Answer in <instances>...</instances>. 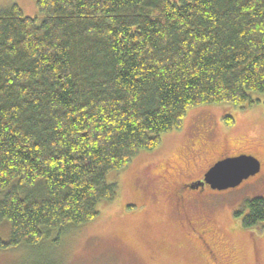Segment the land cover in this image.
Instances as JSON below:
<instances>
[{"label":"trees","instance_id":"1","mask_svg":"<svg viewBox=\"0 0 264 264\" xmlns=\"http://www.w3.org/2000/svg\"><path fill=\"white\" fill-rule=\"evenodd\" d=\"M0 12V249L92 222L189 109L264 95V0H35ZM245 227L264 199L245 202Z\"/></svg>","mask_w":264,"mask_h":264},{"label":"rangeland","instance_id":"2","mask_svg":"<svg viewBox=\"0 0 264 264\" xmlns=\"http://www.w3.org/2000/svg\"><path fill=\"white\" fill-rule=\"evenodd\" d=\"M14 4L42 20L35 0H0V12ZM252 97L259 103L243 109L229 103L189 109L181 129L164 134L156 150L107 175L116 195L98 203L92 222L52 232L35 247L0 249V264H264V223L243 225L245 202L264 199V95ZM201 148L204 164L224 149L231 158L253 155L262 171L238 188L207 195L202 211L191 209V227L173 207L170 188L188 175L178 172L187 153ZM9 230L0 223L1 241Z\"/></svg>","mask_w":264,"mask_h":264},{"label":"flooded vegetation","instance_id":"3","mask_svg":"<svg viewBox=\"0 0 264 264\" xmlns=\"http://www.w3.org/2000/svg\"><path fill=\"white\" fill-rule=\"evenodd\" d=\"M187 155L188 156L182 160V164L185 166L184 172L181 169H178V172L188 174V175H186L181 181H179V183L178 182L174 183V185L171 186L170 199L172 201L173 207L178 211V213L181 216H183L184 218L188 220L187 224L192 227V221L190 220V217H189V215L191 216V213H190L191 209L198 208L199 211L200 210L202 211L203 210V208L201 209L202 203L206 201L205 197L209 195L210 193H221V192H228L229 190H232V189H228L224 191L212 190L209 187V185L204 183V175L215 163L223 159L231 158V157H228L226 150L222 149V151L221 150L217 151L216 157L210 158L209 160L211 161L204 164L203 158L205 157V153L202 150V148L201 150H197V151L194 150L190 153H187ZM241 155L254 157L253 155H249V154H241ZM241 155H237V156H241ZM237 156H234V157H237ZM259 163H260V171H259L260 173L262 171V162L259 161ZM194 174H200V175L198 178H194ZM254 177H250L247 180L243 181L238 187H240L244 182ZM201 183H203L202 186H201ZM204 191H207V193L203 194ZM196 205L197 207H195ZM203 214L205 213L202 212V216H203L202 218L207 220L208 217L204 216Z\"/></svg>","mask_w":264,"mask_h":264},{"label":"water","instance_id":"4","mask_svg":"<svg viewBox=\"0 0 264 264\" xmlns=\"http://www.w3.org/2000/svg\"><path fill=\"white\" fill-rule=\"evenodd\" d=\"M260 171L259 161L241 155L226 158L215 163L204 175V183L212 190L224 191L238 187L243 181L254 177ZM203 183H201V186Z\"/></svg>","mask_w":264,"mask_h":264}]
</instances>
